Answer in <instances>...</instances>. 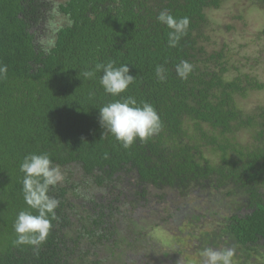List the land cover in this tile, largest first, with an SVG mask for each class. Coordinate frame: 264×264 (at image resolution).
<instances>
[{
	"label": "trees",
	"instance_id": "1",
	"mask_svg": "<svg viewBox=\"0 0 264 264\" xmlns=\"http://www.w3.org/2000/svg\"><path fill=\"white\" fill-rule=\"evenodd\" d=\"M227 1L0 0V264H204L205 249L227 247L233 264H264V104L240 105L264 79L245 44L213 39L209 12ZM162 10L190 18L175 48L156 19ZM55 15L64 23L52 25ZM109 60L135 77L117 97L102 72L83 77ZM181 60L193 65L186 80ZM127 96L151 103L163 127L125 149L99 108ZM32 153L48 154L65 177L49 188L60 204L38 251L13 243L18 213L31 210L20 165ZM88 193L77 216L74 200ZM141 205L154 219L134 214ZM155 230L177 240L159 243Z\"/></svg>",
	"mask_w": 264,
	"mask_h": 264
},
{
	"label": "clouds",
	"instance_id": "2",
	"mask_svg": "<svg viewBox=\"0 0 264 264\" xmlns=\"http://www.w3.org/2000/svg\"><path fill=\"white\" fill-rule=\"evenodd\" d=\"M156 19L170 30L167 33L168 47H177L188 32L190 18L187 16L177 18L167 10H162ZM115 64L113 60L97 63L94 68L85 70L83 77L91 79L97 72H102L100 85L104 91L114 97L120 96L134 82L135 77L130 74L128 64L119 67ZM175 70L179 78L186 80L193 71V65L187 60H181L175 66ZM7 71V66L0 64V79L6 78ZM155 75L162 82L166 80V69L163 65L156 66ZM99 122L125 149L130 148L137 139L141 142L147 141L163 127L155 107L147 101L138 103L132 96L121 97L100 107ZM20 171L24 173L22 193L25 203L29 209L35 210L36 214L31 210H22L18 213L13 224L16 233L13 243L16 246L29 245L38 251L48 238L52 228L51 220L56 218L55 209L60 204L57 198L48 195L49 188L62 182L65 177L46 153L25 155ZM202 255L205 257L204 264H233L234 249L207 248Z\"/></svg>",
	"mask_w": 264,
	"mask_h": 264
},
{
	"label": "rangeland",
	"instance_id": "3",
	"mask_svg": "<svg viewBox=\"0 0 264 264\" xmlns=\"http://www.w3.org/2000/svg\"><path fill=\"white\" fill-rule=\"evenodd\" d=\"M51 1V0H49ZM63 0H53L55 7L59 2ZM211 29H213V39L220 44L223 40H230L245 44L246 47L242 49L241 54L246 53L251 60L257 61V69L264 79V9L259 5H252L248 0H232L224 2L220 9H213L209 12ZM52 25H60L64 23L63 17L60 15L54 16L52 19ZM231 26L230 30L228 27ZM226 38V39H225ZM256 59H253V58ZM259 103L264 104V91L252 92L251 95L240 101V105L244 110L250 111L256 107ZM251 136L250 133L242 132L239 137L243 142H246ZM80 192H83L82 188H79ZM98 190V189H94ZM91 196V193L77 197L74 201L76 202L77 216L83 214L81 209L82 203L85 202V198ZM86 196V197H85ZM128 208V207H127ZM130 211L132 212L131 208ZM136 216L147 215V218L154 219L151 215V211L145 209L143 205L138 206L133 211ZM244 213V211H243ZM128 215V214H127ZM176 229L174 225H170ZM156 231V230H155ZM154 235L156 241L161 243V239L169 241H175L172 234L167 233L163 230H157ZM107 255V253H104ZM128 255L135 260L138 259V255L128 252ZM114 260V259H113ZM111 264H120L117 261ZM142 260L140 261V263ZM138 264V263H137Z\"/></svg>",
	"mask_w": 264,
	"mask_h": 264
}]
</instances>
